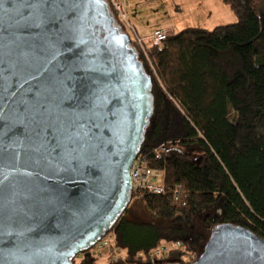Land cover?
<instances>
[{
	"label": "water",
	"instance_id": "95a60500",
	"mask_svg": "<svg viewBox=\"0 0 264 264\" xmlns=\"http://www.w3.org/2000/svg\"><path fill=\"white\" fill-rule=\"evenodd\" d=\"M151 91L107 0H0V264H73L112 231ZM191 264H264V239L214 226Z\"/></svg>",
	"mask_w": 264,
	"mask_h": 264
},
{
	"label": "trees",
	"instance_id": "16d2710c",
	"mask_svg": "<svg viewBox=\"0 0 264 264\" xmlns=\"http://www.w3.org/2000/svg\"><path fill=\"white\" fill-rule=\"evenodd\" d=\"M221 1L235 23L186 28L161 47L145 44L144 55L133 46L152 79L153 99L138 157L163 173L165 186L163 195L142 193L137 200L150 217L191 228L199 218L209 233L176 234L166 254L143 259L160 239L156 233L134 239L128 209L112 229L123 253L106 264H191L188 258L201 255L211 229L221 224L264 239V10L259 0Z\"/></svg>",
	"mask_w": 264,
	"mask_h": 264
},
{
	"label": "rangeland",
	"instance_id": "374dc122",
	"mask_svg": "<svg viewBox=\"0 0 264 264\" xmlns=\"http://www.w3.org/2000/svg\"><path fill=\"white\" fill-rule=\"evenodd\" d=\"M123 1L125 4L124 18L120 17L121 21L124 23V25H127V22L131 23L136 28L141 38H148L151 33L158 29H164L169 35H172L186 28L206 27L208 30H213L215 28L211 21L209 23H204L208 19L207 15L198 14L200 10L199 6L197 8L194 4L200 5V0ZM259 3L260 7L264 10V0H259ZM211 9L213 12H216L214 5H211ZM229 12L231 14L230 16H232L236 22L237 19L235 15L231 11ZM214 16H219L218 18L221 17L222 19H225V22H223L222 25H227L226 23L228 20L225 18V15H223L222 11L218 12ZM127 218L130 223L134 224L133 228H135V231L133 233H137L136 236L134 235V239L149 238L153 235V233H156L157 237L160 239L158 246L162 247L165 245L167 250L171 249L168 246L170 245L168 238L173 237L176 234L182 233L181 235L190 237L192 234L189 232H194L197 234L209 233V231H206L205 228H200L201 220L199 218H197L192 223L193 228H191L187 226L186 222L184 223L182 221H176L174 218L169 219L164 215L150 217L149 214L144 211L141 203L138 200L131 201ZM140 221L142 224L139 223ZM179 238H181V236ZM167 250L165 252H167ZM117 252L118 257H120L123 253L118 249ZM89 255L91 256V254ZM111 259H114L112 249H105L98 253H92V257H86V254L79 255L74 261L77 264H106ZM171 261L174 260L171 259Z\"/></svg>",
	"mask_w": 264,
	"mask_h": 264
},
{
	"label": "built area",
	"instance_id": "2783aa9c",
	"mask_svg": "<svg viewBox=\"0 0 264 264\" xmlns=\"http://www.w3.org/2000/svg\"><path fill=\"white\" fill-rule=\"evenodd\" d=\"M111 9L120 17L124 18V1L123 0H107ZM121 19V18H120ZM126 26V33L128 34L131 44L138 48V50L144 55L145 44H160L168 38L169 34L164 30L154 31L148 38H141L135 28L130 25ZM149 65V64H148ZM130 182L132 186V200H137L142 193L163 195L165 193V186L163 183V173L159 170L150 169L145 166L141 157L134 160L130 168ZM105 249H112L115 258L118 257L116 248V237L114 231H111L103 239L97 242L92 249L91 253H98ZM167 250L164 245L157 247L143 255L142 258H153L159 256ZM168 251V250H167ZM188 262H194V257H189Z\"/></svg>",
	"mask_w": 264,
	"mask_h": 264
},
{
	"label": "crops",
	"instance_id": "0c3cea01",
	"mask_svg": "<svg viewBox=\"0 0 264 264\" xmlns=\"http://www.w3.org/2000/svg\"><path fill=\"white\" fill-rule=\"evenodd\" d=\"M194 5L197 8L199 6V9L200 10H199L198 14H205V15L208 16V19L204 23H209L211 21V23L214 24L215 28L216 27H220V26H224L222 24H223V22H225L224 21L225 19H222L221 17L218 18L219 16H214V15H216L220 11H222L223 15H225V18H227V20H228L227 23H226L227 25L235 23V20L232 18V16H230L231 15L230 12H229L230 9L221 0H200V5H198V4H194ZM211 5H214L215 6L216 12H213V10L211 9ZM229 22H231V23H229ZM127 24H129L130 26H132L133 28H135L129 22H127ZM200 29L208 30V29H206V27L200 28ZM135 30H136V28H135ZM158 30H164V29H158ZM143 38H145V37H143Z\"/></svg>",
	"mask_w": 264,
	"mask_h": 264
},
{
	"label": "flooded vegetation",
	"instance_id": "af4514ba",
	"mask_svg": "<svg viewBox=\"0 0 264 264\" xmlns=\"http://www.w3.org/2000/svg\"><path fill=\"white\" fill-rule=\"evenodd\" d=\"M81 255H85V253L84 254H81Z\"/></svg>",
	"mask_w": 264,
	"mask_h": 264
},
{
	"label": "clouds",
	"instance_id": "9594fccd",
	"mask_svg": "<svg viewBox=\"0 0 264 264\" xmlns=\"http://www.w3.org/2000/svg\"><path fill=\"white\" fill-rule=\"evenodd\" d=\"M133 201V200H132ZM135 201V200H134Z\"/></svg>",
	"mask_w": 264,
	"mask_h": 264
}]
</instances>
